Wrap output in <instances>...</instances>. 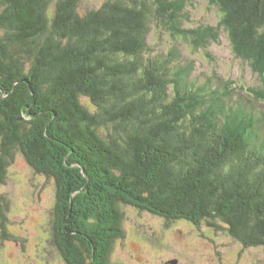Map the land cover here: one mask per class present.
<instances>
[{
	"label": "trees",
	"instance_id": "obj_1",
	"mask_svg": "<svg viewBox=\"0 0 264 264\" xmlns=\"http://www.w3.org/2000/svg\"><path fill=\"white\" fill-rule=\"evenodd\" d=\"M97 1L0 0V186L16 156L53 183L65 264H117L124 206L264 247V112L246 92L248 113L228 107L225 89L224 103L206 105L172 58L147 54L186 0ZM208 1L264 75V0ZM261 93L253 102L264 105ZM7 205L0 193L3 232Z\"/></svg>",
	"mask_w": 264,
	"mask_h": 264
},
{
	"label": "rangeland",
	"instance_id": "obj_2",
	"mask_svg": "<svg viewBox=\"0 0 264 264\" xmlns=\"http://www.w3.org/2000/svg\"><path fill=\"white\" fill-rule=\"evenodd\" d=\"M84 2L87 9L98 5L97 0ZM180 19V25L170 24L172 31L163 26L153 29L147 54L172 58L176 72L181 73L179 81L186 79V87L196 89L206 105L211 106L213 100L224 103L225 89L230 93L224 103L228 107L237 104L248 113L252 104L264 112L263 102H253L255 95H262L264 75L255 60L235 53L217 7L208 0H186ZM187 32H194L195 39L186 40ZM245 92L252 98L248 100ZM203 108L197 113H205ZM224 113L230 112L225 109ZM257 129L259 144L264 121ZM6 175L0 186L8 202L5 232L0 227V264H65L52 242L53 183L35 174L20 156L10 163ZM123 212L124 233L114 243L113 263L264 264V247L244 249L225 232H215L205 224L194 226L185 220L168 224L130 206H124Z\"/></svg>",
	"mask_w": 264,
	"mask_h": 264
},
{
	"label": "flooded vegetation",
	"instance_id": "obj_3",
	"mask_svg": "<svg viewBox=\"0 0 264 264\" xmlns=\"http://www.w3.org/2000/svg\"><path fill=\"white\" fill-rule=\"evenodd\" d=\"M168 264V263H167Z\"/></svg>",
	"mask_w": 264,
	"mask_h": 264
}]
</instances>
